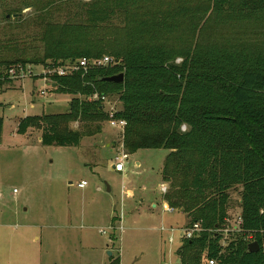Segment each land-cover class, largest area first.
Listing matches in <instances>:
<instances>
[{"label":"trees","instance_id":"16d2710c","mask_svg":"<svg viewBox=\"0 0 264 264\" xmlns=\"http://www.w3.org/2000/svg\"><path fill=\"white\" fill-rule=\"evenodd\" d=\"M188 1H48L35 17L42 57L0 61V90L10 82L9 71L27 63L52 68L82 58L118 60L113 67L51 76L54 92L73 96L67 111L27 116L16 133L37 129L42 146L78 147L100 135L108 120L100 97H116L124 150L167 151L160 170L169 185L164 201L190 218L188 227H201L181 241L179 264H264V45L217 34L264 27V0H205L203 10ZM63 13L65 20L57 21ZM114 21L121 27L112 28ZM118 74L121 84L104 80ZM94 94L99 99L89 101ZM2 129L0 118V142ZM235 189L241 223L222 246L217 231L227 226ZM252 242L259 243L258 253L247 252Z\"/></svg>","mask_w":264,"mask_h":264},{"label":"rangeland","instance_id":"374dc122","mask_svg":"<svg viewBox=\"0 0 264 264\" xmlns=\"http://www.w3.org/2000/svg\"><path fill=\"white\" fill-rule=\"evenodd\" d=\"M48 1L53 0H0V61L42 57L35 17ZM198 1L187 4L203 10L207 3ZM177 4L183 2L175 1L173 6ZM15 8L21 13H7ZM65 17L63 13L56 20L62 22ZM121 25L114 21L111 26ZM244 29L224 28L217 34L237 40L245 36L264 45V27ZM109 34L117 37L115 31ZM44 71L40 64L27 63L0 90V264H111L115 258L120 264H179L176 250L182 241L181 229L188 227L190 218L179 210L165 212L161 205L135 212L133 197L126 192H133L136 204L140 198L150 203L151 196L157 200L167 151L130 154L124 173L118 174L111 169L114 158L122 150L128 153L121 148V132L106 123L100 135L82 139L78 147L42 146L37 129L16 133L25 117L65 113L73 98L54 92ZM113 105L121 108L114 96L104 108ZM71 128L76 130L78 124ZM81 181L87 183L83 189L77 187ZM239 198V189L230 192V226H235L240 214ZM113 216V221L119 218L117 223H112Z\"/></svg>","mask_w":264,"mask_h":264},{"label":"built area","instance_id":"2783aa9c","mask_svg":"<svg viewBox=\"0 0 264 264\" xmlns=\"http://www.w3.org/2000/svg\"><path fill=\"white\" fill-rule=\"evenodd\" d=\"M119 64V61L110 57V56H103L102 58H98V59H94V58H82L76 61H73L72 63H67L65 66H56V67H52V68H46V71H44L42 74L48 78H50L51 76H58V77H65V76H69L71 74H74L76 72H82V73H86L88 70L91 69H98V68H105V67H113ZM9 75L10 77L15 76V70H10L9 71ZM50 88H54V85L52 83H48ZM44 92H42L41 94H43ZM99 97L97 94H94L93 96H91L88 100L89 101H96L98 100ZM109 100L110 98L107 96H102L100 97V101L105 105V104H109ZM118 111V109L115 108V106H108V108L105 109V112L107 114L108 120L106 121V124L114 130H118L119 132H121V141H122V134L125 128V122L123 120H119L116 119L114 117L115 113ZM182 130L184 131L185 128L182 127ZM123 148V144L122 147ZM127 154H125L122 151H120V153H117V155L114 158V163H113V170L116 173H120L123 174L124 170H125V162L128 159ZM87 186V183L85 181H81L80 183H78L77 187L80 189H83ZM160 194L161 195H165L168 191V187L165 184L160 185ZM14 193H16V190L13 191ZM168 211H171L168 208ZM227 226L224 229H220L219 231H217L218 234H220L221 236H223V241H222V246H224V241L225 238L224 236H228L230 233H234L237 232L239 230V225L241 223V218H240V214L237 217L236 220V224L235 226H230L229 225V220H226ZM165 228H162V231H164ZM201 227L198 223L194 224L192 227H187V228H183L181 229L182 232V236L181 239L185 240V239H191L193 238L196 234L200 233ZM173 232V230H171V233ZM102 234H104V231H101ZM172 240L170 239V242ZM208 264H215L214 261H210Z\"/></svg>","mask_w":264,"mask_h":264},{"label":"crops","instance_id":"0c3cea01","mask_svg":"<svg viewBox=\"0 0 264 264\" xmlns=\"http://www.w3.org/2000/svg\"><path fill=\"white\" fill-rule=\"evenodd\" d=\"M46 86V85H45ZM45 86H44V89H45ZM136 165H138V163H136ZM111 169H112V171H114L113 170V164L111 165ZM116 173V172H115ZM118 174H120V173H118ZM161 184H165L166 185V183H161ZM160 184V185H161ZM127 192V196L128 197H133V204H134V209H135V212H141V211H144V212H149L148 211V207L150 208V211H153V210H156L157 209V207L159 206V205H161V207H162V210L163 211H165V212H170V211H168V208H169V206L167 205V203L162 199V198H160L161 196H163V195H161L160 194V196L159 197H157V200H154V197L155 196H151V197H149V201H151L152 200V202L150 203V202H144V200L142 199V198H140L139 200H138V204H136L135 203V200H134V194H133V192H131V191H129V190H127L126 191ZM159 193H160V191H159ZM142 203V204H141ZM116 217H112V223L114 222V223H117L118 221H119V218H117V221L115 220V221H113V219H115Z\"/></svg>","mask_w":264,"mask_h":264},{"label":"water","instance_id":"95a60500","mask_svg":"<svg viewBox=\"0 0 264 264\" xmlns=\"http://www.w3.org/2000/svg\"><path fill=\"white\" fill-rule=\"evenodd\" d=\"M9 16H7L8 18ZM15 17V16H14ZM106 82H109V83H114V84H121L123 83V80H124V75L123 74H118V75H115V76H111V77H108L106 79H104ZM40 141H41V138H40ZM71 184V183H69ZM107 192H109V187L107 186L106 188ZM260 250V245L258 242H252L250 244H248L247 246V252L248 253H258ZM109 256H111V253H109Z\"/></svg>","mask_w":264,"mask_h":264}]
</instances>
